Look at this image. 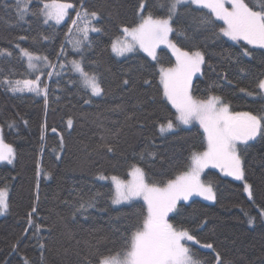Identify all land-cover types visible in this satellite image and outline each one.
<instances>
[{"label":"trees","instance_id":"1","mask_svg":"<svg viewBox=\"0 0 264 264\" xmlns=\"http://www.w3.org/2000/svg\"><path fill=\"white\" fill-rule=\"evenodd\" d=\"M15 2L0 0V48L13 51V46L19 43L21 47L55 60L61 44L65 45V25L69 26L75 17L80 0H62L73 2L75 7L69 11L70 18L55 30L40 25L32 16L26 17L29 23H18ZM248 2L251 4L252 0ZM83 3L89 10L102 15V23L98 26L103 32L91 33V47L85 44L83 53L75 56L81 58L86 69L98 74L105 95H85L78 76L69 70L41 79L49 89L47 107L42 95L30 92L13 94L0 86L2 136L16 154L13 165L0 166V188L7 186L9 200L8 211L0 216V264H24V258L30 264H41L40 243L45 245L43 264H88V260H95L91 246H97L101 252L119 247L122 239L116 229L134 225L137 213L146 207L142 201L113 206L112 185L95 177L104 173L127 178L129 165L139 163L153 179L159 180L162 174L164 179L175 178L187 169L191 152L203 150V132L197 125L178 128L164 135L159 133L158 124L175 113L163 99L159 84V65L168 67L174 63L169 51L158 49L160 63L157 64L142 52L118 58L110 50L115 37L121 35L120 26L136 19L138 0H83ZM38 32L51 35L52 39L45 41ZM21 35L28 39L20 41L18 37ZM178 40L183 41V37ZM199 43L205 52L206 64L202 66L204 75L193 79V94L203 98L209 94L211 86V91L223 97L233 111L264 114V98L247 96L234 86L256 88L255 77L264 72L259 55L252 60L241 57L249 70V74H245L235 63L229 65L225 59L229 53H236L238 46L234 42L225 38L205 42L204 36H200ZM14 52L11 59L0 58L5 74L11 67L15 72L13 79H25V62L17 58L18 49ZM209 64L218 72H226L234 84L220 79L219 86H215L216 75ZM124 78H135V87L131 91L121 86ZM145 78L152 81L151 86L143 83ZM86 98L92 102L85 104ZM133 113V120L125 123L126 115ZM69 118L73 120L71 129L67 127ZM12 122L15 126L9 128ZM122 126L117 152H98L96 147L100 137L107 136L108 130L115 131ZM53 128L56 132L52 131ZM41 135H44L43 141ZM61 136L65 147L62 151H54L58 149ZM250 144L243 158L256 205L248 200L242 182L211 169L204 172L203 179L213 184L216 201L209 203L194 198L177 205L181 212L177 220L194 228L200 241L213 243L232 264H264V217H260L257 211V205H264V142L258 138ZM149 151L156 152L159 157L151 166L139 160L141 153ZM57 155L60 159L56 158ZM38 164L42 170L39 177ZM44 173L49 174L48 178ZM74 190H82V194L90 190L102 194L96 206L85 213L87 218L76 214L73 219V209L64 203L72 199L70 193L75 195ZM33 206L37 208L32 213L33 222L42 226L36 236H33V229L28 228V214ZM249 215L256 217L252 225L248 223ZM205 220L203 227H199ZM25 229H28L27 235ZM199 254L207 259L208 264H214L215 253L210 249H199Z\"/></svg>","mask_w":264,"mask_h":264},{"label":"snow or ice","instance_id":"2","mask_svg":"<svg viewBox=\"0 0 264 264\" xmlns=\"http://www.w3.org/2000/svg\"><path fill=\"white\" fill-rule=\"evenodd\" d=\"M74 7L73 2L62 0L15 2L18 23H29L26 17L32 16L40 25L53 30L63 24L66 18H70L69 10ZM75 16V19H71L70 27L65 25V36L67 43L73 44V50L82 54L85 44L88 48L91 47L89 33L103 32V28L98 26L103 17L99 12L85 7L83 0H80ZM119 32L121 35H117L111 44V50L116 56L126 57L130 53L143 52L159 64L157 49L164 45L171 51L175 62L169 67H159V84L162 86L163 99L175 109V113L172 118L160 122L158 130L164 135L175 132L180 125L198 123L203 130V150L191 152V163L175 178L164 179L162 174L159 180L153 179L139 163L129 165L128 180L117 175L98 174L96 180L110 181L114 185L115 191L111 195L113 205L142 199L146 210L137 213L138 219L134 225H123L121 229H116L122 239L119 247L106 248L101 252L97 246H91L90 251L95 260H88V264H208L207 259L199 254V249H210L215 253L214 264H232L231 260L215 249L213 243L200 241L194 228L186 227L183 222L177 220L181 215L177 205L181 201H189L193 196L216 201L217 194L213 184L201 180V174L207 168L219 169L224 176L243 182V190L247 193L248 200L256 205L253 186L247 181L248 170L243 153L251 147L250 142L257 141L258 138L264 142V114L233 111L223 97L211 91V86L207 96H195L193 78L197 74L204 75L202 66L206 64L205 52L199 43L200 36H204L205 42H215L222 38L234 42V45L238 46L236 53H229L225 59L229 65L235 63L241 73L249 74L248 67L243 64L241 57L252 60L259 55L264 63V51H253L264 50V0H252L251 4L248 0H138L136 19L131 24L121 25ZM38 36L45 41L52 39L51 35L43 32H38ZM170 36L174 38L170 39ZM180 37H183V41L178 40ZM18 39L25 41L28 37L21 35ZM33 41L36 42L35 37ZM13 49L19 50L17 58L26 59L28 70L35 75L33 78L13 79L14 70L10 67L8 74H5L3 61H0V86L13 94L30 92L36 96L42 95L47 107L49 89L42 83L41 76L51 78L54 74L60 75L55 69H64L65 63L53 64L48 56L35 54L29 48L21 47L19 43L15 44ZM14 50L0 48V58L11 59L15 55ZM64 54L65 45L61 44L57 60ZM69 63L70 70L79 74V84L85 95L89 92L91 97L105 95L100 77L94 70L86 69L82 61L72 60ZM208 67L216 75L215 86H219L220 79L234 84L226 72H218L211 64ZM44 68H50L52 71L44 72ZM134 79H122L121 86L131 91L135 87ZM143 83L152 85V81L147 78ZM255 83V89L234 86L239 87V91L247 96L264 98V72L257 74ZM91 102L90 98L84 99L85 104ZM134 116L135 113L126 115L125 123L133 120ZM14 126L15 122L8 125L9 128ZM72 126L73 120L69 118L67 127L71 129ZM2 131L0 128V164L13 165L16 154L12 146L4 142ZM52 131L56 132V129L53 128ZM122 131L123 126L115 131L108 130L107 136L100 137L96 150L115 154L120 145ZM41 140H44V135H41ZM64 147L61 136L58 149L54 151H62ZM56 158L60 159V156L57 155ZM158 158L156 152L150 151L139 156L141 162L150 166ZM41 171L38 164L37 177L41 175ZM44 175L48 178L49 174ZM74 193L75 195L70 193L72 199L65 200L64 203L73 209V219L76 214L87 218L85 213L96 206L97 199L102 194L91 190L87 194H82V190H74ZM38 199L37 196V201ZM8 208V189L5 186L0 188V215L7 212ZM36 211L37 208L33 206L28 214V228L33 229V236L42 231V226L34 224L32 219V213ZM257 211L260 217H264V205H257ZM173 213L174 215L170 216ZM255 219L256 217L249 215V225H252ZM204 223L206 220L201 222L199 227L202 228ZM24 234H28V229H25ZM13 247L15 250L16 245ZM39 247L43 264L45 245L40 243ZM24 264H30L27 258H24Z\"/></svg>","mask_w":264,"mask_h":264},{"label":"rangeland","instance_id":"3","mask_svg":"<svg viewBox=\"0 0 264 264\" xmlns=\"http://www.w3.org/2000/svg\"><path fill=\"white\" fill-rule=\"evenodd\" d=\"M16 1V0H15ZM228 7H230V5H228ZM71 10V9H70ZM69 10V11H70ZM76 18V16L73 18V19H75ZM68 20V18H66V20H65V22ZM64 22V23H65ZM63 23V24H64ZM62 25V24H61ZM71 26V22H70V25H69V27ZM93 33V32H92ZM90 34L91 33H89V36H90ZM74 37H75V33H74ZM170 39H171V36H170ZM225 39H227V38H225ZM232 42V41H231ZM112 44V43H111ZM160 48H165V49H167L168 51H169V53L171 54V51L168 49V48H166L164 45H161L160 46ZM159 48V49H160ZM110 50H111V46H110ZM157 51H158V49H157ZM111 52H112V50H111ZM60 53V52H59ZM143 53V52H142ZM36 54V53H35ZM80 54V52H77V51H74L73 50V44H71V43H67V37H66V40H65V54L63 55V56H60V58H59V60H57V58L55 59V60H51V62L53 63V64H58V63H65V68L64 69H60L59 67H57L56 69H55V72H57V73H60V74H62V73H65L67 70H69V71H71L70 69H71V64L69 63L70 61H72V60H76V61H81V58L80 57H78V56H75V55H79ZM112 54L113 55H115L113 52H112ZM131 54V53H130ZM38 55H41V54H38ZM129 55V54H128ZM127 55V56H128ZM116 56V55H115ZM171 56H172V54H171ZM116 57H118V58H124V57H119V56H116ZM173 57V56H172ZM173 59H174V62H175V58L173 57ZM24 62H25V66H26V78H33L34 77V75H35V73H31L29 70H28V68H27V63H26V59L24 60ZM174 64V63H173ZM162 65H159V67H161ZM163 67H165V66H163ZM169 67V66H168ZM43 71L44 72H48V71H52V69H50V68H44L43 69ZM72 73H74V74H76L77 76H78V78H79V74L78 73H75L74 71H71ZM55 75V74H54ZM53 75V76H54ZM200 74H197V76H199ZM46 75H42L41 76V79L43 78V77H45ZM196 76V77H197ZM195 78V77H194ZM193 78V79H194ZM47 79H49L48 77H47ZM90 93V92H89ZM175 110V109H174ZM192 125H197V126H199V124L198 123H193V124H191V125H180L178 128H182V127H190V126H192ZM0 128H1V126H0ZM177 128V129H178ZM199 128H200V126H199ZM201 129V131L203 132V130H202V128H200ZM6 143V142H5ZM7 144V143H6ZM8 145H10V144H8ZM10 146H12V145H10ZM13 148V147H12ZM191 163V162H190ZM3 165H5V164H0V166H3ZM207 169H211V170H216L217 172H219V174L220 175H222V176H224L221 172H220V170L219 169H214V168H207ZM207 169H205L204 170V172L207 170ZM204 172L201 174V180L202 181H204V179H203V174H204ZM109 176H111V175H109ZM224 177H226V176H224ZM121 178V177H120ZM227 178H230V179H233L232 177H227ZM121 179H124V180H128V179H130V177L128 176L127 178H121ZM234 180V179H233ZM236 181V180H235ZM105 182H109L110 183V181H105ZM205 182V181H204ZM241 182V181H240ZM206 183V182H205ZM243 183V182H242ZM111 184V183H110ZM112 185V184H111ZM112 188H113V194H114V191H115V188H114V185H112ZM8 189V188H7ZM246 195H247V193H245ZM200 199V200H203V201H205V202H209V203H213L212 201H207V200H204L202 197H199V196H193V197H191L190 199H189V201H191L192 199ZM135 201H142L143 202V200L141 199V200H135ZM189 201H187V202H189ZM133 202V201H132ZM187 202H183V201H181V202H179V203H187ZM144 203V202H143ZM178 203V204H179ZM112 204V203H111ZM126 204H129V203H126ZM113 205V204H112ZM120 205H125V204H120ZM120 205H113V206H120ZM146 207V206H145ZM171 215V214H170ZM0 216H2V215H0Z\"/></svg>","mask_w":264,"mask_h":264}]
</instances>
